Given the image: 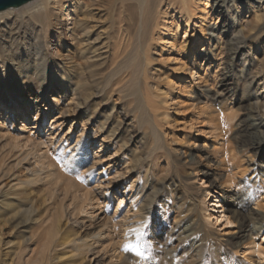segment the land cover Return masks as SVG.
I'll return each instance as SVG.
<instances>
[{"label": "bare ground", "instance_id": "6f19581e", "mask_svg": "<svg viewBox=\"0 0 264 264\" xmlns=\"http://www.w3.org/2000/svg\"><path fill=\"white\" fill-rule=\"evenodd\" d=\"M201 2L33 0L22 9L12 7L0 11V116L3 115L5 123L14 121L13 128L11 122L0 125V258L3 256L4 227L9 225L11 228L21 221L20 224L31 231V236L12 248L16 258L11 264H93V258L98 256L107 257L109 262L103 258L100 262L96 259L94 264H130L131 260L136 264L147 262L146 227L155 210L154 201L148 202L146 197L154 188L153 182L144 180V174L135 170V156L130 157L128 152L131 139L123 141L125 122L119 120L116 104L103 120L97 110L92 113L88 110L96 108V98L106 100L108 97L110 101L111 92L129 96V81L124 72L132 63H138L140 76L137 81L143 92L141 110L147 118L140 120V125L149 126L155 139L154 150L159 151L163 147V135L150 113H153L152 97L159 92L157 82L162 81V77L155 73V67L151 65L155 59L152 58L156 54V44L165 46V51L173 48L176 36L172 37V28L178 30L179 24L174 23L173 27L170 24L179 18L190 26L196 18V6ZM212 2L211 12L217 15L216 22L213 25L212 15H200V32L190 42L192 46L201 43L202 48L197 51L192 48L196 54L190 57L191 69H186L190 70L193 83L203 85L208 79L207 72L217 68L213 78L218 83L215 81L213 85L217 84L219 89L211 96L212 88H197L190 107L199 108L193 120L213 123L215 130L225 133L227 126L223 124L231 123L230 116H222L224 114L220 111H215L214 115L208 111L209 105L197 107L198 101L228 107L226 96L231 92V83L226 81L232 75L236 77V68L241 66L238 75L248 104L236 126L237 136L246 146H258L260 153L264 149V0ZM99 4L111 6L106 16L109 23L107 49H110L114 77L121 75L124 82L121 80V86L114 85L111 79L103 90L87 93L83 100L87 91L78 97L74 87L78 89L85 84L75 82V86L74 78L79 74L81 80H76L80 83L85 80L84 83L89 85L85 75L90 79L99 76L95 60L102 57L101 54L96 55L94 51L92 57H86L93 49L95 25L90 19L101 14H94L92 9ZM207 20H211V24L205 32ZM220 20L222 22L218 25ZM64 35L73 41L76 50L82 53L81 57H86L84 65L71 58L66 64L56 61L55 48L62 46ZM250 57L259 65L254 75L249 74ZM199 65L204 67L200 74L196 73ZM81 115L84 121L77 132L74 127ZM28 117H32L35 124L26 126ZM40 119L49 125L46 131L35 135L31 131ZM68 121L72 124L68 133L63 135L61 131ZM18 122L23 128L14 132ZM87 130L92 135L88 136ZM97 137L101 138L99 149L92 151L89 142ZM4 141L6 145L2 146ZM216 147L212 144L213 150ZM107 149H112L113 155L101 157L100 154ZM233 152L229 157V153L225 155L226 162L234 166L237 173L245 170ZM190 160L194 161V158ZM113 161H116L114 166ZM104 164L108 166L103 167ZM253 167L249 168L255 170ZM203 175L214 179L207 182L194 199L195 206L186 204V214L198 207L204 214L202 221L189 217V221L180 226L178 214L173 218L179 240L185 243L184 253L200 258L205 251L216 252L219 258L215 264H264V194H256L257 178L249 179L251 185L247 189H237L229 178L222 181L214 173L204 172ZM4 181H8L6 186ZM114 193L120 197L119 205L114 215L108 216ZM206 196L212 197L211 202H214L211 211L207 210L209 206L204 199L200 201ZM124 202L128 205L126 209ZM95 206L104 207L103 217L89 212V208ZM121 206L124 208L119 209ZM176 206L175 210L182 209V205ZM217 209L221 210L219 216L213 215L211 220L224 221L225 238L221 241L204 222L209 218L206 214ZM20 215L25 218L18 220ZM158 220L156 218L155 224ZM94 223L98 226L91 231ZM165 252L171 262L178 256L175 248H166Z\"/></svg>", "mask_w": 264, "mask_h": 264}, {"label": "rangeland", "instance_id": "374dc122", "mask_svg": "<svg viewBox=\"0 0 264 264\" xmlns=\"http://www.w3.org/2000/svg\"><path fill=\"white\" fill-rule=\"evenodd\" d=\"M99 1L102 2L105 0ZM236 1L240 2L238 0ZM99 5L94 6V9H92L94 10V14H96V12H100L101 14L94 16V20L90 19V22L94 21L95 25V29L92 31L93 38L91 44L93 49L90 51V54L86 56L87 58L92 57L93 55H91V53L94 51L96 52V55L101 54L102 57H100L98 60H95L96 64L99 66V76L90 79V77L85 75L86 81L89 83V85L84 83V79H82L84 80L83 82L81 81L82 83L78 82L81 80L79 79L80 76H77L79 74H75L74 78V84L75 82L77 85L85 84L84 86H81V88L78 86V89L76 84V87H74L76 88L74 91L76 92L75 94L77 96L80 94L82 97V92L87 91L82 97L83 100L89 93L94 94L95 92H98V90H103L106 83H108L111 79H113L114 85L121 86L122 76L118 75L117 77H114V71L110 63V49H107V31H109V23L106 16L109 13V8H111V6L109 7V5L107 6L102 4ZM197 5L196 18H193V23L190 26L187 27L184 21L179 20V18L170 24L171 27H173L174 23L179 24L178 30L177 28H172L174 29L172 37L176 36L174 39L173 48L168 49L166 47L167 50L165 51L163 50L165 46L156 44V49L154 51L156 54L154 55V58H152L155 59L152 60L153 64H151L153 67H155V73H158L162 77V81L159 80L157 82L159 83V92H157L152 97L153 113H150L152 115L151 118L153 119V122L157 124L158 130H160L161 135H163V147L160 148L159 151L155 152L154 150L155 139L149 126L144 124L140 125V120H147V118L142 115L143 111L141 110L143 107V98L141 93L143 92L140 91L137 81L139 80L140 76V67L138 63L135 65H132V63L130 66H128V70L126 69L124 72L129 81V96L111 92L112 95L110 101H108V97L106 100H103V98H96L94 104L96 108H91L88 110V113H92L94 110H97L98 116H101V119L103 120V118L108 116L112 111L113 105L116 104V110L119 113H117V115H119V120L121 122H125L123 124V132L125 134L123 141L131 139L128 152L131 154H129L130 157L132 156L133 158L135 156V159L133 160L134 166H137L135 167V170L141 172V174H144L142 175L144 180H147L150 183L153 182L152 184L154 188L149 190L148 196L146 197L148 202L154 201L155 212L146 227L145 256L147 258V262L144 264H215L218 261L219 254L216 252H213L212 254L211 251H205L206 253H201L202 255H200V258L190 254H185V243H182L179 240L177 226L173 222V218L177 214L181 220L180 226H184L186 224L185 222L189 221V217H191V219L196 217L199 222L202 221L201 216L204 214H201V211L198 207H196L195 211L191 214H186V204H192L195 206L196 204L194 203V199H197V196L201 193V190L205 187V184L207 182H211L214 179L203 175L204 172L217 174V178H221L222 181H225L227 178H229L232 184L237 186V189H247L251 185L249 179L253 177L257 178L258 191L256 189V194H264V149H262L259 153L258 146H251V144L246 146L247 144L241 142V139L237 136L238 133L236 126L243 117L248 104L243 82L238 75L239 70L242 69L241 66L236 68V77L235 75H232L227 78L226 81L231 83L229 86L231 92L227 93L226 96V98L229 100L228 107L225 104L220 105L214 103L213 105L211 101H208L207 103L206 100L198 101L200 104H198L197 107L209 105L208 111L212 112L214 115L216 114L215 111H220L224 114L222 116H230L232 119L231 123L223 124L224 126H227L225 133L221 134L219 129L215 130L213 123L210 124L207 121L202 122L200 120H193L197 114V109H199L190 108L193 98L195 97V92L198 91L197 88L206 86H208L210 89L212 88V94H210L211 96L213 95L214 91L219 89L217 84L213 85L215 81L218 83V81L213 78L217 68L207 72L206 77H208V79H206V83L203 84L205 86L193 83L191 77L192 75L189 72L190 70L188 71L186 69L187 67L190 69L192 67L189 64L190 57L193 54H196L197 50L202 48L200 47L201 43H198L196 45L198 47H196L192 46L190 42H193L197 36L196 34L200 32V15L203 13L208 14V16L212 15L214 17L213 25L217 19V15L215 16V14L211 12L213 7L212 0H202V2ZM22 8L23 7L18 8V10ZM102 12L106 14L103 15ZM221 22L222 20L218 22V25H220ZM210 24L211 20H207L206 24H204L205 32ZM64 36V39L62 38V46L55 48L57 55L56 61L59 63L64 62L66 64L68 59L71 58L76 63H81V61L82 63H85L86 57H81L82 53L76 50L73 41H71L67 36ZM98 37L101 38L100 41ZM262 42H260V44L263 46ZM192 48H194L196 51H194ZM249 60V71L251 70V73L249 74L254 75L258 71L259 65L257 62L253 61L252 57H250ZM84 63L82 65H84ZM199 67L200 69H198L196 73H203L204 67H201L200 65ZM175 70L179 71L175 72ZM94 79L96 80V84L94 83ZM122 81L124 82V80ZM149 82L151 83V81ZM90 88L93 89L91 90ZM53 89L54 88H51L50 90ZM44 103L47 104V101L44 100ZM44 103L43 106L45 105ZM206 108L207 107H204V109ZM31 113L34 115L33 110ZM2 118L3 115L0 116V125L10 124L11 122L13 128L14 121L9 120V122L5 123L3 121L4 119ZM83 119V115L77 118V125L74 127L77 132L80 130L82 121H84ZM26 120L28 121V123L25 124L26 126H32L35 124V120L32 117H28ZM71 124L72 123L68 121L67 124L64 125L63 130L61 131L63 135L68 133ZM48 125L49 122L48 124H45L40 119L37 122L36 128L30 131L35 133V135H38L40 132L43 133L46 131ZM15 128L16 129L14 132L22 129L23 127L21 126V122H18ZM88 130L86 134L88 136L92 135V133L88 132ZM73 131L74 130H72V133ZM4 138L5 141L8 139L7 136ZM5 141L2 142V146L6 145ZM89 143L91 145L92 151H97L101 143V138L97 137L95 141ZM212 144L217 146L214 150L212 148ZM242 147L246 150H244ZM232 151H234L233 153L235 154V157L239 159L240 164L243 165V169L245 170L238 171L237 173L234 169V166H231L226 162L225 155L229 153V157ZM109 155H113L112 149H107L105 152L100 154V156L104 158L109 157ZM191 158H194V161H191ZM115 163L116 161H113V166L116 165ZM107 166L108 164H104L103 167ZM248 166H254L253 168H255V170L250 169ZM196 174L197 176H195ZM4 184L6 186L8 181H4ZM111 196L112 199L108 206V208H110V213L108 216L114 215L120 201V197L117 193H114ZM203 199L207 203V206H209L207 207V210H213L214 207L211 206L214 204V202H211L212 197H202L200 201L202 202ZM124 203L126 205V202ZM178 204L182 205L181 210H175L177 207L176 205ZM98 208H101V211H99ZM122 208L124 207L121 206L119 209ZM126 208H128V205H126L125 209ZM103 210V206L89 208V212H96L95 215L98 214V217H103ZM220 211L221 210L217 209L216 211L208 212L206 215L209 218L206 220L204 219L206 226L209 229L211 228L210 230L216 232V237L219 241L225 238L223 237L225 232V230H223L225 227V225H223L224 221L217 223L216 220H211V216H219L218 214ZM168 212L172 214L168 215ZM262 212L264 213V208H262ZM19 217H17L19 218L18 220L25 218L23 215H20ZM82 217L89 218V216L86 215H83ZM156 218L159 219L157 224H155ZM20 223L21 221L16 222L13 226H11V228L9 225L4 227L5 236L2 239L3 241L1 247H5H2L3 256L0 258V264H3L4 262H6L4 264H11V261L16 258V253L13 252L14 249L12 248L19 241L22 242L21 240H26L31 236V231H27L28 228H25V226ZM97 226L98 224L94 223L91 226V231H94ZM30 227H32V225ZM174 228H176V230H173ZM22 232L23 234H21ZM166 248H175L178 251V256L175 258L174 262H171L166 257ZM232 250L233 249H231V251ZM232 253H235V250H233ZM103 258L104 260H107V257L105 259L104 256L93 258V264L95 263L96 259L98 262H100L103 260ZM107 262L109 261L107 260ZM130 264L136 263L134 260H131Z\"/></svg>", "mask_w": 264, "mask_h": 264}, {"label": "water", "instance_id": "95a60500", "mask_svg": "<svg viewBox=\"0 0 264 264\" xmlns=\"http://www.w3.org/2000/svg\"><path fill=\"white\" fill-rule=\"evenodd\" d=\"M33 0H0V11L8 8H19L25 4L30 3ZM239 1H251V0H239Z\"/></svg>", "mask_w": 264, "mask_h": 264}]
</instances>
